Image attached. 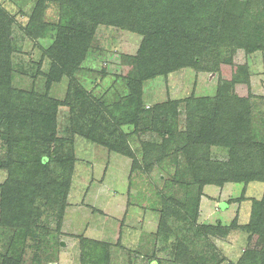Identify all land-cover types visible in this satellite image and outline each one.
Wrapping results in <instances>:
<instances>
[{
  "label": "rangeland",
  "instance_id": "obj_1",
  "mask_svg": "<svg viewBox=\"0 0 264 264\" xmlns=\"http://www.w3.org/2000/svg\"><path fill=\"white\" fill-rule=\"evenodd\" d=\"M64 1L0 0V63L7 65L12 88L23 99L59 102L49 155L37 133L21 132L27 152L17 159L8 156L7 137H0V264L100 263L85 259L90 242L107 248V264H247L252 250L257 253L249 264L263 262L264 240L253 242L247 225L250 200L262 198L264 183L200 191L189 164H230L228 148L191 144L195 114L214 109L219 74L201 69L198 54L194 66L180 65L171 50L166 60L165 47L151 37L94 25ZM203 1L180 11L171 0L150 12L160 18L166 11L173 37L197 34L209 25ZM184 46L180 42L176 50H197ZM227 57L224 52L222 60ZM248 61L250 136L262 147L235 157L240 170L264 164V52ZM57 67L62 72L54 74ZM33 151L50 156L47 170L44 159L38 164L29 158ZM19 159L32 178L21 188L7 183L10 160ZM39 185L44 189L36 199L31 192L37 195ZM26 186L30 197L22 193ZM3 211L12 217L2 221Z\"/></svg>",
  "mask_w": 264,
  "mask_h": 264
},
{
  "label": "trees",
  "instance_id": "obj_2",
  "mask_svg": "<svg viewBox=\"0 0 264 264\" xmlns=\"http://www.w3.org/2000/svg\"><path fill=\"white\" fill-rule=\"evenodd\" d=\"M170 1L65 0L64 2L69 7L74 8L83 19L86 18L94 25H118L144 33L156 41L159 48L165 47L164 58L166 60L168 50H171L174 56L179 59L180 65L194 66L193 64L198 63L195 61V55L198 54L202 59L201 64H199L201 69L212 70L219 74V95L213 100V110L208 112L202 110L195 114L197 121L194 120L195 123L192 127L191 144L202 147L204 145L208 148L212 146L226 147L230 150L232 157L229 165L225 164L223 167L217 168L206 166L203 160H189V164L194 165L191 166L194 167L192 173L194 183L198 185L200 191L206 185L223 187L226 183H245L246 185L251 182L264 183V164L255 170L250 167L248 169L242 168V170L235 168V157H238L239 153L242 154L251 151L253 148L262 147L250 136L252 92L248 57L257 52H264V0H242L243 3H240V0H204L203 14L211 13L207 15L209 20L207 29H198L197 34L188 30L174 37L166 11L164 10L165 15L160 18L156 12H150L156 5L162 9L163 2L166 7ZM194 1L190 0V3ZM238 2L239 8L234 11L233 5L235 6ZM190 3L186 0H173V7L182 11L189 8ZM208 6L211 7L210 10L207 9ZM167 13L169 14V12ZM146 38L149 40L148 37ZM180 42L185 44V51H188L190 47L197 48V50L187 53L179 52L176 50V45ZM224 52L228 56L227 62L222 60ZM164 60L161 65H165L166 61ZM203 62H206L205 66H203ZM0 65V96L8 91L7 96L0 97V137H7L8 156L16 155L14 158L17 159V157L23 158L26 155L27 136H21V132L24 130L32 134L37 133L39 135L37 141L41 143L42 149L46 148L49 155L50 148L57 139V106L59 102L47 98L46 100H39L27 95L23 99V92L12 88V77L6 74L8 72L5 68L7 65L2 62ZM52 72L55 74L62 71L57 67ZM59 78L58 75L57 79ZM239 86L241 89L238 88ZM11 90L18 94H12ZM204 114L205 118L203 117ZM49 157L43 158V152L40 155L33 151L29 158L35 159L38 164L44 159L42 164L47 170L50 162ZM10 163L7 181L9 186L12 184L21 188L25 181L32 180V178L27 179L25 177V175H30L23 171L22 159L10 160ZM47 187L51 189L49 186ZM35 189L38 194L36 195L34 192L31 194L37 199L44 188L39 185ZM245 192L240 199L241 202L246 201ZM22 193H28L29 195L26 197L31 196L28 186L22 190ZM250 201L252 202L251 219L250 224L247 225V230L254 233L256 240L253 242L258 244L260 240H264L262 231L264 226V194L261 199H251ZM19 203H24L22 197L19 199ZM11 217L6 211H3L2 221ZM32 223L33 217L28 215L25 221L27 230H30ZM90 243L93 247L91 252H87L85 259L92 261L96 259L100 262L94 261L91 264H107V248L99 243ZM256 253V250L247 253L248 256L244 258L245 262L247 264L252 262ZM101 255L103 256L101 257ZM261 261L263 262L259 264H264V258Z\"/></svg>",
  "mask_w": 264,
  "mask_h": 264
}]
</instances>
